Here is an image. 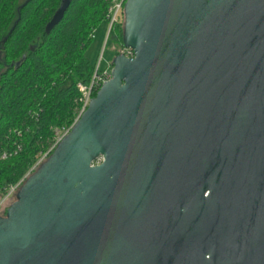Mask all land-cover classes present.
I'll return each instance as SVG.
<instances>
[{
  "label": "water",
  "instance_id": "water-1",
  "mask_svg": "<svg viewBox=\"0 0 264 264\" xmlns=\"http://www.w3.org/2000/svg\"><path fill=\"white\" fill-rule=\"evenodd\" d=\"M124 13L134 57L0 216V264H264V0Z\"/></svg>",
  "mask_w": 264,
  "mask_h": 264
},
{
  "label": "trees",
  "instance_id": "trees-1",
  "mask_svg": "<svg viewBox=\"0 0 264 264\" xmlns=\"http://www.w3.org/2000/svg\"><path fill=\"white\" fill-rule=\"evenodd\" d=\"M111 1L71 0L63 19L47 32L63 0H0V50L8 63L0 74V147L23 145L0 162V197L50 147L54 129L74 123L82 106L77 85L89 82L96 65L86 51L98 27L105 23L107 30ZM124 28L123 12L109 37L120 43L116 55L124 46Z\"/></svg>",
  "mask_w": 264,
  "mask_h": 264
},
{
  "label": "built area",
  "instance_id": "built-area-1",
  "mask_svg": "<svg viewBox=\"0 0 264 264\" xmlns=\"http://www.w3.org/2000/svg\"><path fill=\"white\" fill-rule=\"evenodd\" d=\"M127 0H112L108 13H107V30H106V37H110L112 31L114 30L116 24L120 21L122 14L124 12L125 3ZM93 33V37H94ZM120 54H123L127 57L133 58L134 57V51L130 47L122 46L120 48ZM101 60L96 63L93 74L89 80V82L84 83L80 82L78 83L77 87L80 92V98L79 101L82 104L78 119L81 117V115L85 112V110L88 108L91 100L93 97H95L98 90L102 87V85L110 80L112 78V70H113V62L110 63L107 67H102ZM76 120V122L78 121ZM75 122V123H76ZM74 123V124H75ZM73 124V125H74ZM72 126L70 128H58L56 127L54 129L55 135L54 140L51 143L50 147L42 151L33 166L28 170V172L16 183L9 184L5 188V193L0 197V216H4L10 207L11 203H13L14 199H16V196L20 189L22 188L23 184L26 182V180L35 173L43 163H45L49 157L53 154L59 143L63 140V138L70 132ZM21 136V132L19 133ZM23 148V145L21 143H15L12 148H1L0 147V162L7 160L15 155H17L19 152H21ZM101 160L96 161L95 163H99Z\"/></svg>",
  "mask_w": 264,
  "mask_h": 264
},
{
  "label": "rangeland",
  "instance_id": "rangeland-1",
  "mask_svg": "<svg viewBox=\"0 0 264 264\" xmlns=\"http://www.w3.org/2000/svg\"><path fill=\"white\" fill-rule=\"evenodd\" d=\"M24 0H22L23 2ZM105 23L101 24L97 31L94 34V39L92 40L90 46L88 47L86 51V55L91 60L92 63L96 62L98 63L99 60H101L102 67H107L110 63L113 62V59L116 55V49L119 47V42L111 37H106V28L104 26ZM8 67V63H6L5 60V53L4 51L0 50V74L5 71ZM79 110H77L76 118L74 120V123L78 119L79 116ZM73 123V124H74ZM73 124L71 126H73ZM70 126V127H71ZM70 127H61V128H70ZM59 128V127H58ZM16 199H14L15 201ZM13 201V202H14ZM12 204V203H11Z\"/></svg>",
  "mask_w": 264,
  "mask_h": 264
}]
</instances>
